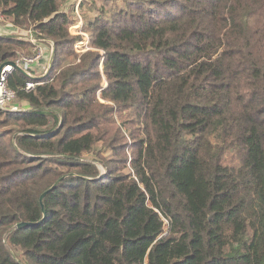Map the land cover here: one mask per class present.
<instances>
[{
	"label": "trees",
	"instance_id": "trees-1",
	"mask_svg": "<svg viewBox=\"0 0 264 264\" xmlns=\"http://www.w3.org/2000/svg\"><path fill=\"white\" fill-rule=\"evenodd\" d=\"M67 1L0 0L55 47L0 109V264H264V0L95 6L80 53Z\"/></svg>",
	"mask_w": 264,
	"mask_h": 264
},
{
	"label": "rangeland",
	"instance_id": "rangeland-1",
	"mask_svg": "<svg viewBox=\"0 0 264 264\" xmlns=\"http://www.w3.org/2000/svg\"><path fill=\"white\" fill-rule=\"evenodd\" d=\"M124 1L125 0H80V4L84 3L83 7H80V4L78 5L79 0H69L67 2L62 3L61 9L68 11V13L70 14V17L73 19V22L69 25L70 32L73 35H80L81 36V38L79 40H77V43H80L79 47L83 48V50H84L83 52L90 49V47H89L90 35L87 31L83 30L84 21L87 18L94 16L92 10H90V9H92V8L94 9L95 6L100 7L101 5H103V6H106V9L112 10L114 8H120V7L125 6ZM77 5H78V7H77ZM81 20H82V24L80 26L75 24L76 22H79V21L81 23ZM18 28L23 29V30H19V32H18ZM27 31L28 30H26L24 28L16 27L11 22L1 24V20H0V34L7 33V35H10V34L16 35L19 38L26 40V38H23L26 35V34L24 35L23 32H27ZM81 32H84V33H81ZM26 41H28V40H26ZM28 42H29L28 46H23L19 49L20 54L22 53V54H25L26 56H28L30 54L31 49L33 47V44L30 41H28ZM52 52H53V50L50 51V53L47 54L45 56V58L42 59L39 63L34 65V67H33L34 71H32V73H37L38 76L44 74L45 70L47 69L48 62H49V59L52 55ZM100 52H101V54H104L103 51H100ZM70 59H73V57H70ZM29 72H31V71H29ZM103 78L105 80L104 85L107 86L108 83H107V80H106L104 75H103ZM15 103L19 105L21 110H27L26 108H28V106H29L27 101L19 100L18 98L15 99ZM108 104L112 108H114V110L116 111V105L114 103L108 102ZM115 115L117 118V114H115ZM118 123H119V120H118ZM106 154L108 155L109 152H106ZM92 156H93L92 154H89V157H92ZM99 167L101 168V170L104 169L102 165H99ZM167 232H168V223L165 222V226L158 233V237H161V236L167 234Z\"/></svg>",
	"mask_w": 264,
	"mask_h": 264
},
{
	"label": "built area",
	"instance_id": "built-area-1",
	"mask_svg": "<svg viewBox=\"0 0 264 264\" xmlns=\"http://www.w3.org/2000/svg\"><path fill=\"white\" fill-rule=\"evenodd\" d=\"M80 4V0L78 5ZM77 5V7H78ZM0 20H5L4 15L0 12ZM76 25H81V23L76 22ZM74 25V24H73ZM19 30H23L18 28ZM27 30V29H26ZM24 37L26 40L30 41L33 44L31 49V53L26 56L25 54H20L16 60L11 61L8 65H6L0 76V109L5 111H21V108L18 104L15 103V99L17 98V91L9 86V81L11 78V74L15 70H19V67L27 71H34V65L39 63L42 59L45 58L50 51L53 50L54 42L50 39L42 38L39 33L34 32L33 30L29 29L27 32H23ZM84 33V32H81ZM7 34V33H5ZM82 43V42H81ZM80 43H76L75 49L78 53L83 52V48L79 47ZM84 46V45H83ZM37 75V73H34ZM38 82L29 81L26 84L25 90L32 91L37 86Z\"/></svg>",
	"mask_w": 264,
	"mask_h": 264
},
{
	"label": "water",
	"instance_id": "water-1",
	"mask_svg": "<svg viewBox=\"0 0 264 264\" xmlns=\"http://www.w3.org/2000/svg\"><path fill=\"white\" fill-rule=\"evenodd\" d=\"M8 36H15V35H11V34H10V35H8ZM53 46H54V45H53ZM54 56H55V47H53V52H52V55H51V57H50V59H49L47 69L45 70V72H44L43 75L38 76V75H36V74H34V73H32V72H29V71H27V70H25V69H23L22 67H19V66H18V69H19L23 74L27 75L29 78H31V79H33V80H41V79H44V78L49 74V72H50V70H51V68H52V66H53V63H54ZM10 62H11V61H7V62H4V63L1 64V66H0V76H1V72H2L3 68H4L6 65H8ZM61 180H62V179H60L59 181H57L56 183H54V185L51 186L48 190H46V191L41 195V197H40V202H41V204H42V208H43V213H44V215H46V213H47L46 207H45V205H44V203H43L44 197L46 196V194H47L48 192H50V191H52L53 189H55V188L58 186V184H59V182H60ZM28 225H31V223H28V222H21V223H19V224L16 226V228H22V227H24V226H28Z\"/></svg>",
	"mask_w": 264,
	"mask_h": 264
},
{
	"label": "crops",
	"instance_id": "crops-1",
	"mask_svg": "<svg viewBox=\"0 0 264 264\" xmlns=\"http://www.w3.org/2000/svg\"><path fill=\"white\" fill-rule=\"evenodd\" d=\"M26 109H29V106H28V108H26Z\"/></svg>",
	"mask_w": 264,
	"mask_h": 264
}]
</instances>
